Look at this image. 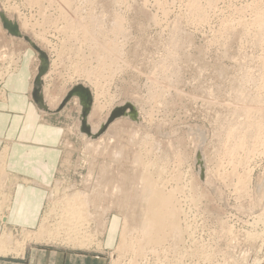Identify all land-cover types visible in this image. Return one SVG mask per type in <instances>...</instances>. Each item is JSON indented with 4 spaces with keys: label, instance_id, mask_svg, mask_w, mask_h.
<instances>
[{
    "label": "rangeland",
    "instance_id": "rangeland-1",
    "mask_svg": "<svg viewBox=\"0 0 264 264\" xmlns=\"http://www.w3.org/2000/svg\"><path fill=\"white\" fill-rule=\"evenodd\" d=\"M216 1L0 0V12L14 19L52 60L42 78L46 108L41 107L50 111L51 121L64 134L57 179L49 187L40 224L66 238L87 228L86 233L105 242L104 250L79 249L63 237L39 245L98 252L107 263L110 258L116 264L124 223L136 229L146 213L142 189L151 174L181 211L180 226L186 227L182 246L188 251L177 261L174 255L157 258L149 252L138 264H264V25L257 21L264 13V0ZM28 45L4 28L0 31V88L10 70L20 69L24 51H33ZM114 59L112 69L107 68ZM29 62L36 76L37 52ZM76 85L94 94V113L87 119L91 130L101 128L115 107L135 108L137 118L121 117L116 121L120 125L112 123L99 146L102 151L111 149L122 142L119 134L137 132L129 149L138 162L115 163L88 150L101 136L93 139L82 131L78 99L63 105ZM1 95L0 91L4 99ZM97 99L98 106L104 103L102 111ZM254 107L258 113L251 110ZM242 139L237 161L230 160L229 146ZM100 166H107L108 172H101ZM88 177L92 187L103 184L113 194L121 184L127 192L118 194L120 203L111 196L114 210L105 216L103 230L92 222L62 225L69 215L62 210L66 198L73 187L84 191ZM5 231L13 244L23 243L21 230ZM187 233L190 238L184 237ZM201 252H210L211 260Z\"/></svg>",
    "mask_w": 264,
    "mask_h": 264
},
{
    "label": "crops",
    "instance_id": "crops-1",
    "mask_svg": "<svg viewBox=\"0 0 264 264\" xmlns=\"http://www.w3.org/2000/svg\"><path fill=\"white\" fill-rule=\"evenodd\" d=\"M33 52L24 51L26 55L20 69L6 75L2 84L0 157L5 153L7 161L4 166V158H0V204L4 205L5 196L8 199L7 209L3 208L0 214V237L5 229L10 232L39 229L49 187L56 181L60 166V145L64 133L61 126L51 121L50 111L44 110L34 100L37 75L34 76L33 64L29 62ZM4 184L7 187L5 191ZM0 264H107V261L98 252L29 243L21 254H0Z\"/></svg>",
    "mask_w": 264,
    "mask_h": 264
},
{
    "label": "bare ground",
    "instance_id": "bare-ground-1",
    "mask_svg": "<svg viewBox=\"0 0 264 264\" xmlns=\"http://www.w3.org/2000/svg\"><path fill=\"white\" fill-rule=\"evenodd\" d=\"M209 3L214 4L216 0H208ZM217 2V1H216ZM0 13H3L2 11ZM260 15V14H259ZM260 17V18H259ZM258 18V25H264V13L261 14ZM8 18V17H7ZM10 19V18H9ZM1 20V17H0ZM12 20V19H10ZM12 21H15L14 19ZM16 22V21H15ZM17 23V22H16ZM18 24V23H17ZM27 24V23H26ZM26 24H23L24 26H26ZM19 25V24H18ZM120 25V24H119ZM118 25V26H119ZM2 28H4L3 26V22L1 20L0 22V31H2ZM20 28V26H19ZM260 28H262V26H260ZM264 28V26H263ZM5 30V28H4ZM21 30V29H20ZM6 31V30H5ZM7 32V31H6ZM22 32V31H21ZM8 33V32H7ZM24 34V33H23ZM25 35V34H24ZM26 36V35H25ZM12 37V36H11ZM13 38V37H12ZM15 38V37H14ZM19 39V38H16ZM32 39V38H31ZM22 40V39H19ZM32 41L34 42V40L32 39ZM25 42V41H24ZM35 43V42H34ZM29 46L32 48V46L29 44ZM33 49V48H32ZM41 49V48H40ZM42 50V49H41ZM43 51V50H42ZM46 53V52H45ZM49 58V57H48ZM2 59V56L0 54V60ZM110 59V58H108ZM112 59V58H111ZM50 60V59H49ZM58 60V59H57ZM108 61V60H107ZM111 61V60H110ZM50 67L52 66V61L50 62ZM106 63V62H105ZM115 63V59L114 62L111 61V64H108L107 68H111L114 66ZM40 66V65H38ZM17 69V68H16ZM16 69H12L10 70V72L16 70ZM50 69V68H49ZM0 70H3V66H0ZM39 70V67L37 69V71ZM9 72V73H10ZM8 73V74H9ZM6 74V75H8ZM5 75V76H6ZM5 76L2 78L4 79ZM1 80V79H0ZM98 81V79H97ZM1 82V81H0ZM100 84V82H98ZM1 84V83H0ZM96 85V84H95ZM98 85V84H97ZM36 86V85H35ZM78 86V85H77ZM99 86V85H98ZM85 87V86H84ZM87 88V87H86ZM98 88V87H96ZM35 90V89H34ZM90 90V89H89ZM0 91L3 92V88H0ZM91 91V90H90ZM92 93V91H91ZM44 94V93H43ZM101 95V94H99ZM98 95V96H99ZM4 96V92L3 95ZM92 97H93V107H92V111L91 114L89 116H91L94 112L93 108H95L94 106V95L92 93ZM101 97V96H99ZM98 97V99H99ZM103 98V97H102ZM97 99V100H98ZM103 100V99H102ZM106 100V99H105ZM46 102V101H45ZM99 100L97 103V108L99 107L100 110L102 111V109H104V103L103 106H98L99 104ZM102 104V103H101ZM261 104V103H258ZM264 104V103H263ZM262 104V105H263ZM251 106V105H250ZM261 106V105H260ZM264 106V105H263ZM262 106V107H263ZM121 106H117L115 107L113 110H111V112L109 113V115L107 116L106 120L110 118L111 114L114 112V110H116L117 108H119ZM252 107V106H251ZM259 108V106H257ZM96 108V109H97ZM244 108V107H243ZM256 107H254L253 110ZM261 109V108H260ZM259 109V110H260ZM249 108L247 111H251ZM258 110V111H259ZM262 111L264 109H261ZM260 110V111H261ZM96 111V110H95ZM93 112V113H92ZM256 113H258L257 111H254ZM250 113V112H249ZM264 113V111H263ZM259 114L262 116V112H259ZM259 115V116H260ZM264 115V114H263ZM139 116V114H138ZM249 116V115H248ZM128 117V116H127ZM126 117V118H127ZM92 117H90L91 119ZM260 118V117H259ZM263 118V117H262ZM261 118V119H262ZM132 119V118H131ZM104 121V123L102 124V126L104 124H106V122L108 121ZM118 120V119H117ZM117 120H115L111 126H115L117 123L119 124L120 122H116ZM134 120V119H133ZM139 120V119H138ZM264 120V118H263ZM262 120V121H263ZM90 120H88L89 122ZM123 122V120H122ZM264 122V121H263ZM102 123V122H101ZM127 124V123H126ZM120 125V124H119ZM123 125V124H122ZM101 125H99V127H91L92 128V135L90 137H92L93 139H97L94 138V135H97L99 133V128ZM111 126H109L107 128V130L101 135V138L97 141L95 140V142L89 144L87 143V145L89 146L88 150H90V152H94L95 154H97L96 156H98L100 154L104 155V157L106 156L107 159H110L111 161L115 162V163H123V162H127V161H131L133 159V161L138 162L139 159L138 157H136L135 153H132V151L129 149L131 148V144L133 145V139L136 140L135 138H137L138 134L137 132L134 134H119L118 135V140L121 142L120 144H118L116 147H112L111 149L109 148L111 145H109V149L102 151L100 150V144L101 142L106 138L105 136L106 133L108 132V130L110 128H112ZM90 127V126H89ZM80 129V128H79ZM101 129V128H100ZM120 129V127H119ZM133 130V128H132ZM81 131V130H80ZM122 132V131H121ZM119 133V132H118ZM117 133V134H118ZM109 134V132L107 133ZM125 134V135H124ZM136 136V137H135ZM105 137V138H104ZM135 137V138H134ZM99 138V137H98ZM111 138V135H110ZM113 139V138H112ZM116 139V138H115ZM89 140V139H88ZM89 141V142H91ZM114 143H116V140ZM132 141V142H131ZM243 139L240 142H235L234 145H230L228 150H227V155L229 157L230 160H234L237 161L238 159V152L242 149L243 147ZM104 143V142H103ZM102 143V144H103ZM86 145V147H88ZM107 145V144H106ZM127 145V146H126ZM130 145V146H129ZM102 146V145H101ZM132 149V148H131ZM87 150V151H88ZM85 155V154H84ZM91 155V154H90ZM102 155H100L98 158H100ZM133 155V156H132ZM91 157V156H90ZM95 157V156H94ZM93 157V158H94ZM105 157V158H106ZM1 158V157H0ZM4 166L6 165V161H7V156L4 153ZM1 158V159H2ZM97 158V157H95ZM106 159V160H107ZM3 160V159H2ZM95 159H93L91 162L92 164V168L93 166H95L94 161ZM99 161V160H98ZM119 161V162H117ZM199 161V160H198ZM99 163V162H98ZM97 163V164H98ZM128 163V162H127ZM135 163V162H134ZM105 164V163H104ZM103 164V165H104ZM99 165V164H98ZM110 165V164H109ZM1 166V164H0ZM97 166V165H96ZM95 166V167H96ZM108 166V165H107ZM106 166V168H107ZM116 166L115 164L113 165V167ZM101 167V166H100ZM103 167V166H102ZM101 167V168H102ZM109 167V166H108ZM201 167V166H200ZM91 168V167H89ZM106 168H102L101 172L103 171V173H106ZM3 170L5 169L2 168ZM94 170L96 168H93ZM93 169H90L91 171H93ZM112 169V168H111ZM89 170V169H88ZM97 170V169H96ZM90 171V172H91ZM115 171V170H114ZM1 170H0V174H1ZM89 172V171H88ZM94 172V171H93ZM92 172V173H93ZM108 172V171H107ZM148 172V171H146ZM94 174V173H93ZM102 174V173H101ZM110 174V173H109ZM89 175H91L89 173ZM88 175V176H89ZM104 175V174H103ZM112 175V173H111ZM151 175V174H150ZM150 175H148V177L146 178L144 184H143V194H145V198H144V202L147 205L146 206V213L144 214V216H142V220L141 223L138 225V227L136 229L134 228H130V224L128 223V221H126L124 223V226L122 227L121 230V234H120V242L119 243V247L117 249V251L119 252V256L118 259H116V264H123L124 260L127 259L126 261H128V264H138V261L140 258L142 257H146V255L150 252L152 253V256L160 258L163 256H171L174 255V257H177L178 255L182 254L183 255H187L186 252L188 250L184 251V247L182 246V238L185 232V228L180 226V222H179V212L181 213V211H179L180 209H178L174 203L175 201L172 200V196L170 198L166 197L164 194V191H161V187L159 188V186H156L154 184V182L150 179ZM92 176V175H91ZM90 176V177H91ZM113 176V175H112ZM15 178V177H14ZM89 178V177H88ZM93 178V176H92ZM4 179L6 180V175L4 172ZM86 179V178H85ZM107 179V177H106ZM109 179V178H108ZM115 180V179H114ZM119 180V178H118ZM92 181V180H91ZM91 181L90 178L88 179V183H86L85 186V190L84 191H80L82 189H75L73 186L71 194L68 195V197L66 198L67 202L66 204L62 207L63 211H68L65 213H68L69 215L67 217L63 218L62 221V225H70V221L74 222L76 221V223H78L80 225V227L82 226H87L90 225V223L92 222V225L95 226H101L102 230H103V226L105 225L103 223V220L106 218L105 216L111 212V210L113 209L112 206H109V201L111 196H115L113 197V199H115L118 203H120L119 201V197L118 194H124V192H126L125 190H123V186L120 184L117 187H114L115 190L112 192V189H108L107 187H105L103 184H96L95 186H91ZM96 181V180H95ZM111 181V179H110ZM1 182V181H0ZM26 182V181H25ZM115 182V181H114ZM95 183V182H94ZM110 182L109 184L112 185ZM117 183V182H115ZM114 183V185L116 186V184ZM119 183V182H118ZM29 184V183H28ZM108 184V183H107ZM124 184V182H123ZM11 185V184H10ZM45 186V185H44ZM107 186V185H106ZM41 187V186H39ZM91 187V188H90ZM46 188V187H45ZM60 188V187H59ZM71 188V187H70ZM90 188V193L89 190L87 191V189ZM113 188V189H114ZM5 190V189H4ZM69 190V188H68ZM141 190V192H142ZM163 190V189H162ZM54 191V190H53ZM56 191V189H55ZM59 191V190H57ZM56 191V192H57ZM11 192V191H10ZM49 192L50 189H49ZM64 193V192H62ZM68 193V192H67ZM127 193V192H126ZM138 193V192H137ZM53 194V193H52ZM56 194V193H55ZM54 194V195H55ZM58 194V193H57ZM111 194V195H110ZM140 194V192H139ZM164 194V195H163ZM50 195V194H49ZM65 195V193H64ZM168 196V195H167ZM7 197H4V205L0 204V214H2V209L4 208L5 210L6 208V203H7ZM112 199V200H113ZM63 200V199H62ZM63 202H65V196H64V200ZM62 202V203H63ZM9 205V203H8ZM111 205V204H110ZM118 205V204H117ZM10 207V206H9ZM117 207V206H116ZM118 208V207H117ZM114 210V209H113ZM179 211V212H178ZM93 212V213H92ZM64 213V214H65ZM63 215V214H62ZM3 216V215H2ZM109 215H107L108 217ZM4 218V217H3ZM65 220H69L68 222H66ZM109 220V219H108ZM3 222V221H2ZM6 223V222H5ZM46 223H42L39 227V229L35 232H29L27 230H21L20 232L22 233V237L24 238L23 243L21 245L19 244H13L12 241V236L9 232L5 231L1 234L0 237V254L1 255H9L10 253H13V250L15 253H22L25 249V246L28 243H34V244H40L43 242H48V241H59V239H61L63 236H60L55 232V233H50L49 231H47L48 229L46 228ZM107 224V223H106ZM5 225V224H4ZM91 226V225H90ZM5 227V226H3ZM105 227V226H104ZM86 229L87 228H80L78 229L79 234L78 236H69V237H63L64 241H66L67 243H71V245L78 247L79 249H86V250H90L92 247H96L98 250H102L103 249V242L98 241L97 239V235H92L89 232L86 233ZM91 229V228H90ZM65 230V228L63 229ZM16 233V232H15ZM46 234H48L49 236H46ZM14 236V234H13ZM191 237V233H187L184 237ZM19 237V236H18ZM20 238V237H19ZM15 240V239H14ZM170 243V244H169ZM44 244V243H43ZM186 249V247H185ZM104 250V249H103ZM148 250V251H147ZM203 250V249H202ZM201 250V251H202ZM209 251V250H208ZM200 252V251H199ZM198 252V253H199ZM203 252V251H202ZM203 258H207V261H210L212 258V255L210 254V252L208 253H202ZM205 252V250H204ZM181 255L179 257H182ZM179 257L174 258V261H177V259H179ZM132 258V259H131ZM202 258V257H201ZM208 258L210 260H208ZM181 259V258H180ZM179 259V260H180ZM203 260V259H202ZM205 260V259H204ZM206 261V260H205Z\"/></svg>",
    "mask_w": 264,
    "mask_h": 264
},
{
    "label": "water",
    "instance_id": "water-1",
    "mask_svg": "<svg viewBox=\"0 0 264 264\" xmlns=\"http://www.w3.org/2000/svg\"><path fill=\"white\" fill-rule=\"evenodd\" d=\"M1 20L3 22V26L5 30L8 32V34L12 37L22 39L27 44H30L35 52L38 54V58L40 61V66L38 70V74L35 80V85L37 88L34 90V100L41 105L44 109L46 108L44 106V98L41 92V84H42V78L48 73L50 68L49 58L48 55L42 51L33 41L30 37L25 36L20 28L19 25L10 19L6 17L4 13H0ZM78 99L80 102V105L82 107V131L86 133L87 135H92V131L90 127L87 124L88 116L91 114L92 107H93V97L91 91L84 87L83 85H78L76 87H73L71 91L68 93L63 105H66L68 102H70L72 99ZM129 111V113H128ZM130 117L132 119L137 118V113L135 108L131 104H126L125 106L119 107L111 114L110 118L104 124L99 133L97 135H94V138L100 137L107 128L117 119L121 117Z\"/></svg>",
    "mask_w": 264,
    "mask_h": 264
},
{
    "label": "built area",
    "instance_id": "built-area-1",
    "mask_svg": "<svg viewBox=\"0 0 264 264\" xmlns=\"http://www.w3.org/2000/svg\"><path fill=\"white\" fill-rule=\"evenodd\" d=\"M108 263L107 264H111V260H110V258H108ZM140 264H154V263H152L151 261H148V262H142V263H140Z\"/></svg>",
    "mask_w": 264,
    "mask_h": 264
}]
</instances>
